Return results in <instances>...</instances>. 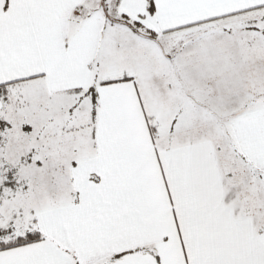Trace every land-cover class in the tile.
Returning a JSON list of instances; mask_svg holds the SVG:
<instances>
[{"label": "snow or ice", "instance_id": "1", "mask_svg": "<svg viewBox=\"0 0 264 264\" xmlns=\"http://www.w3.org/2000/svg\"><path fill=\"white\" fill-rule=\"evenodd\" d=\"M0 264H264V0H0Z\"/></svg>", "mask_w": 264, "mask_h": 264}]
</instances>
